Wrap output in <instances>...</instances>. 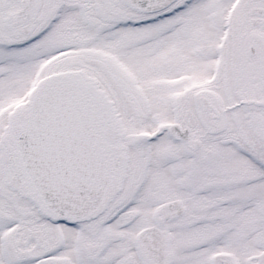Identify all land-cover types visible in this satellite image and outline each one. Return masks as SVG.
<instances>
[{"label":"snow or ice","instance_id":"snow-or-ice-1","mask_svg":"<svg viewBox=\"0 0 264 264\" xmlns=\"http://www.w3.org/2000/svg\"><path fill=\"white\" fill-rule=\"evenodd\" d=\"M0 264H264V0H0Z\"/></svg>","mask_w":264,"mask_h":264}]
</instances>
